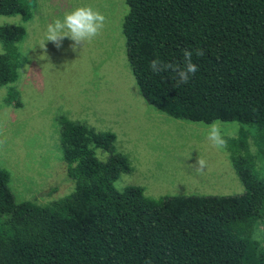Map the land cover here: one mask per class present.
<instances>
[{
	"label": "trees",
	"instance_id": "trees-1",
	"mask_svg": "<svg viewBox=\"0 0 264 264\" xmlns=\"http://www.w3.org/2000/svg\"><path fill=\"white\" fill-rule=\"evenodd\" d=\"M125 2L126 57L143 99L176 119L243 123L264 142V0ZM14 14L29 17L27 0H0V15ZM24 34L0 26V85L18 76ZM196 48L205 53L193 55L199 70L179 88L171 71L150 69L153 59L182 65L183 50ZM59 124L73 190L48 206L17 202L0 167V264H264L252 237L264 226V176L244 136L227 142L242 193L152 200L140 186L114 188L130 171L123 155L94 156L93 147L110 150L113 133Z\"/></svg>",
	"mask_w": 264,
	"mask_h": 264
},
{
	"label": "rangeland",
	"instance_id": "rangeland-1",
	"mask_svg": "<svg viewBox=\"0 0 264 264\" xmlns=\"http://www.w3.org/2000/svg\"><path fill=\"white\" fill-rule=\"evenodd\" d=\"M27 2L29 17L0 15V26L25 29L15 45L18 76L0 85V167L9 173V188L17 202L48 206L72 192L74 184L66 174L59 144L61 118L115 135L109 151L93 147L92 152L100 161L113 153L127 159L130 171L113 182L118 191L140 186L152 200L244 191L228 146L217 149L207 140L213 122L176 119L141 96L126 57L125 0ZM76 6L104 14L101 33L76 51L67 38L59 48L45 41L47 26ZM214 122L227 142L244 136L256 169L264 176V142L256 130L239 122ZM199 157L207 162L202 173L191 166ZM263 230L258 223L252 233L258 253L264 248Z\"/></svg>",
	"mask_w": 264,
	"mask_h": 264
},
{
	"label": "clouds",
	"instance_id": "clouds-1",
	"mask_svg": "<svg viewBox=\"0 0 264 264\" xmlns=\"http://www.w3.org/2000/svg\"><path fill=\"white\" fill-rule=\"evenodd\" d=\"M105 22L106 17L100 11L94 10L90 6H76L66 12L61 18H56L47 26L45 41H51L59 48L62 46L63 40L67 38L72 41L71 48L73 51H76L85 42L96 38L103 30ZM204 54V50L201 48H196L194 51L184 49L182 65L179 63H165L153 59L149 66L154 74L169 71L174 73V79L176 81L175 87L179 88L187 84L199 70L198 65L193 62V55L202 57ZM207 140L214 148L223 149L227 147L225 134L215 122L208 126ZM191 166L197 173H202L207 167V162L199 157L197 162L194 165L191 164Z\"/></svg>",
	"mask_w": 264,
	"mask_h": 264
}]
</instances>
